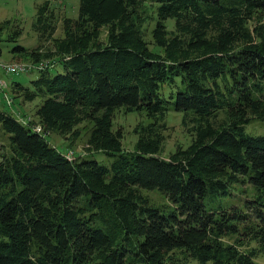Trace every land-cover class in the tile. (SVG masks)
Masks as SVG:
<instances>
[{
    "label": "trees",
    "instance_id": "trees-1",
    "mask_svg": "<svg viewBox=\"0 0 264 264\" xmlns=\"http://www.w3.org/2000/svg\"><path fill=\"white\" fill-rule=\"evenodd\" d=\"M62 1L44 0L31 26L50 50L21 46L19 24H0L12 61L37 73L11 94L38 102L25 120L0 108V264H254L264 254V0H79L53 38L48 5ZM118 112L145 120L132 150ZM169 112L194 138L164 159ZM83 124L88 153L50 144L53 134L72 145ZM149 191L171 206L152 205Z\"/></svg>",
    "mask_w": 264,
    "mask_h": 264
},
{
    "label": "rangeland",
    "instance_id": "rangeland-1",
    "mask_svg": "<svg viewBox=\"0 0 264 264\" xmlns=\"http://www.w3.org/2000/svg\"><path fill=\"white\" fill-rule=\"evenodd\" d=\"M44 3V0H0V24L5 21H15L19 24L22 29V35L19 39V44L25 48H36L37 46H43V50L52 49L50 42H40L37 41V37L32 30V23L34 21L37 8ZM79 0H64L60 3H51L48 5V9L53 11L55 16V26L56 31L53 38H61L62 33V22L64 19H76L78 15ZM172 21L168 20L166 26L170 27ZM145 37L147 40L151 39V30L153 28V23L148 22L146 25ZM11 34L10 30L8 32H3L1 34L0 41V64H11L14 63L11 58L10 50H12L16 45L10 42H4L7 35ZM107 36V29L103 28L100 31V40L105 41ZM17 65H22L21 63H14ZM26 64V63H23ZM29 66V64H26ZM37 73L22 74V75H0V81L2 86L0 87V108L5 111H12L17 114V116L23 118H34L35 106L37 101L32 103H25L20 98L13 97L11 94V83L12 82H22L25 85H29L30 80H35ZM6 95L9 100H13L10 107L6 104ZM15 110V111H14ZM18 112V113H17ZM181 115L176 112H169L166 117L165 129L163 130L164 141L162 145L161 157L167 159L169 154L173 153L176 147L186 148L191 144L193 140V131L191 126H186L181 122ZM145 121L140 115L130 114L124 115L118 112L114 117V126L121 127L124 133L122 140V145L126 150H132L134 144L137 141L136 135L133 133L135 126L139 123ZM255 123L249 124L246 127L247 132L250 126ZM259 125L261 123H258ZM257 130L264 129L260 128L258 125L255 126ZM264 128V125L261 124ZM1 128V127H0ZM81 135L72 145L64 141L59 135H50L48 140L58 152L66 153L70 157H75L88 153L87 141H88V125H81ZM256 130V131H257ZM253 135H257L253 132ZM260 135H264V132ZM4 138L7 139V134L0 131V140ZM91 151V150H90ZM145 196L149 199L150 203L154 206L160 207H170L171 204L168 200L157 191L143 192ZM188 264H195L190 262ZM254 264H264V254L255 260Z\"/></svg>",
    "mask_w": 264,
    "mask_h": 264
},
{
    "label": "built area",
    "instance_id": "built-area-1",
    "mask_svg": "<svg viewBox=\"0 0 264 264\" xmlns=\"http://www.w3.org/2000/svg\"><path fill=\"white\" fill-rule=\"evenodd\" d=\"M38 67H42L39 65ZM32 69V67L22 64V65H17L14 63L11 64H0V75L5 74V75H22L27 72H29ZM2 86V82L0 81V87ZM9 100V99H8ZM7 100V101H8ZM12 104L11 100L8 101V104ZM70 156V155H69Z\"/></svg>",
    "mask_w": 264,
    "mask_h": 264
}]
</instances>
